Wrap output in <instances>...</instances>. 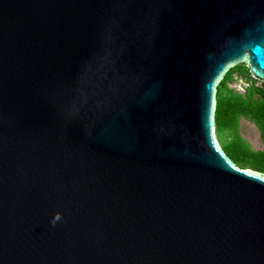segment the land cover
Segmentation results:
<instances>
[{"label": "water", "instance_id": "95a60500", "mask_svg": "<svg viewBox=\"0 0 264 264\" xmlns=\"http://www.w3.org/2000/svg\"><path fill=\"white\" fill-rule=\"evenodd\" d=\"M241 63L264 0H0V264H264L216 128Z\"/></svg>", "mask_w": 264, "mask_h": 264}, {"label": "trees", "instance_id": "16d2710c", "mask_svg": "<svg viewBox=\"0 0 264 264\" xmlns=\"http://www.w3.org/2000/svg\"><path fill=\"white\" fill-rule=\"evenodd\" d=\"M235 72L251 77L247 66L241 63L232 67L218 85L216 108L217 133L218 135H226L228 155L238 166L264 172V164L251 158L254 153L251 150L248 153L243 151L246 145L239 134V120L244 113V97L228 86V81L232 79Z\"/></svg>", "mask_w": 264, "mask_h": 264}, {"label": "flooded vegetation", "instance_id": "af4514ba", "mask_svg": "<svg viewBox=\"0 0 264 264\" xmlns=\"http://www.w3.org/2000/svg\"><path fill=\"white\" fill-rule=\"evenodd\" d=\"M251 77L235 72L232 79L228 81V86L244 97V113L239 120V134L246 145L243 151L248 153L251 150L254 153L251 158L264 164V82ZM217 136L228 154L226 135H223L225 145L218 133Z\"/></svg>", "mask_w": 264, "mask_h": 264}, {"label": "rangeland", "instance_id": "374dc122", "mask_svg": "<svg viewBox=\"0 0 264 264\" xmlns=\"http://www.w3.org/2000/svg\"><path fill=\"white\" fill-rule=\"evenodd\" d=\"M219 138H220V140L223 142V144H224V136L223 135H221V134H219ZM225 145V144H224Z\"/></svg>", "mask_w": 264, "mask_h": 264}, {"label": "clouds", "instance_id": "9594fccd", "mask_svg": "<svg viewBox=\"0 0 264 264\" xmlns=\"http://www.w3.org/2000/svg\"><path fill=\"white\" fill-rule=\"evenodd\" d=\"M57 219H59V217H57Z\"/></svg>", "mask_w": 264, "mask_h": 264}]
</instances>
